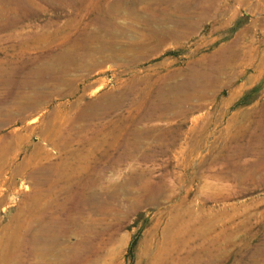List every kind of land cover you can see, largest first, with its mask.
I'll use <instances>...</instances> for the list:
<instances>
[{"label":"rangeland","instance_id":"374dc122","mask_svg":"<svg viewBox=\"0 0 264 264\" xmlns=\"http://www.w3.org/2000/svg\"><path fill=\"white\" fill-rule=\"evenodd\" d=\"M0 181V264H264V0H0Z\"/></svg>","mask_w":264,"mask_h":264},{"label":"bare ground","instance_id":"6f19581e","mask_svg":"<svg viewBox=\"0 0 264 264\" xmlns=\"http://www.w3.org/2000/svg\"><path fill=\"white\" fill-rule=\"evenodd\" d=\"M190 1H192V0H190ZM120 8V7H119ZM96 20V19H95ZM99 20V19H98ZM174 31V30H173ZM178 32V31H177ZM179 33V32H178ZM235 54H237L236 52L234 53V52H231V53H229V54H226V53H222V52H220V53H218V57H219V62H220V64L221 65H224V66H226V67H228V69H230L231 68V66H233V64L230 66V61L231 62H233V60L235 59ZM238 55V54H237ZM236 55V56H237ZM239 56V55H238ZM61 58V56L60 57H58L57 59H60ZM239 59V58H238ZM238 59H236V60H238ZM236 63V62H235ZM220 64H218V65H213L212 63H211V65H209L208 66V68L206 67L205 69H203L202 70V72H201V74H202V78L204 79V80H206V81H210L211 79L213 80V79H215L216 80V78L217 77H219L218 76V73H219V68H221L219 65ZM194 80V78H193V76L192 75H190V78L189 77H187V78H185V79H183L180 83H177V84H179V85H177V87H179V88H187V82H189L188 80ZM90 93V92H89ZM161 97V96H160ZM162 98V97H161ZM175 99H177V100H183V101H187V100H189V99H191V95H187V94H180V93H177L176 94V96H175ZM164 100H160V102H163ZM177 102V101H176ZM180 102V101H179ZM181 103V102H180ZM161 105L160 106V108L161 109H163L164 108V106H165V104H161V103H155V105ZM172 105V104H171ZM32 113H30V115H31ZM38 118V117H37ZM36 117L35 118H31L30 120H28L27 121V125H28V127H29V125H31V123L32 122H34V120L35 119H37ZM92 140V139H91ZM254 143H255V141H254ZM96 147V146H95ZM84 148H81L80 147V149H78L77 151H76V155H77V157H78V159H79V162H78V165H77V168L76 169H79V170H81V169H83L85 166H84V162H85V160H86V158L89 156L88 154H89V150L87 151L86 149L85 150H83ZM91 150V149H90ZM90 157V156H89ZM88 157V158H89ZM71 165H69V161L68 160H62V161H58V162H56V163H53V165L52 164H50V165H48L47 167L48 168H50V169H56V173H58V172H60L61 173V177H63V174L64 173H67V170L69 169V167H70ZM63 167V168H62ZM73 167V166H72ZM71 172H72V170H71ZM66 176V175H65ZM1 182V181H0ZM5 182V181H4ZM2 183H3V181H2ZM29 188H28V186L27 185H25L24 187H23V190L24 191H26V190H28ZM2 191H4V190H2V188L0 189V194L1 195H3V192ZM17 191V190H16ZM0 202H3L2 201V198L0 199ZM69 211V210H68ZM44 211H43V209L41 208V206H37L36 205V207H34L33 208V210H31L30 211V213H29V215H28V217H29V220H34V219H36V221H41V216H42V213H43ZM73 213V212H72ZM72 213H69V212H66V216H65V219H66V222L70 219V216H71V214ZM15 217V216H14ZM51 218V217H50ZM53 218H55V216L53 217ZM15 220H17V219H15ZM56 222H55V226H57V225H61V223H63L64 222V219L63 220H58L57 218L56 219H54ZM12 224H14V229H12L13 231H12V236L14 235V236H16V235H19V234H22L23 232H25V235L26 236H28V237H30L31 236V234H30V230H29V226H28V223L26 222V220H24V219H22V220H20V219H18L17 221H15V222H13ZM43 232H44V235L45 236H48V238H49V236L50 235H52V228L51 227H46V229L45 230H43ZM4 235H5V233H4ZM24 235V234H23ZM6 237V236H5ZM32 240H34V237H32ZM37 240L39 241V240H41V239H39V238H37ZM9 252V251H8ZM9 255V254H8ZM8 255H6V256H8ZM11 255H13V254H11ZM10 255V256H11ZM15 255V254H14ZM13 255V256H14ZM5 256V255H4ZM10 256H8L7 258H13V256L12 257H10ZM20 264V263H19Z\"/></svg>","mask_w":264,"mask_h":264}]
</instances>
